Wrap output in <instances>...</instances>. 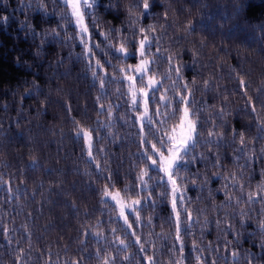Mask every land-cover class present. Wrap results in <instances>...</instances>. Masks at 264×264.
Masks as SVG:
<instances>
[{"label":"clouds","instance_id":"obj_1","mask_svg":"<svg viewBox=\"0 0 264 264\" xmlns=\"http://www.w3.org/2000/svg\"><path fill=\"white\" fill-rule=\"evenodd\" d=\"M0 5L7 9L0 11V149L42 135L50 111L62 104L71 113L70 101L80 96L81 87L86 91L104 78L102 72L93 75L98 70L89 62L88 19L117 49L128 38L121 37L114 21L138 34H156L158 40L165 33L169 39L175 36L181 47L171 52L173 62L184 46L193 63L200 62L198 57L213 42L235 53L241 68H231L232 83L243 80L248 91L238 98L221 95L223 106L192 105L202 125L196 152L205 160L196 175H181L208 188L206 199L211 200L210 206L199 201L193 213L200 219L194 255L203 259L192 264H264V0H82L80 17L65 0H16L14 9L9 0H0ZM96 49L105 51L101 45ZM92 57L96 59L94 50ZM202 86L209 87L208 79ZM80 125L75 118L64 124L62 118L47 128H59L64 135L76 133ZM213 137L217 143H209ZM209 154L216 158L215 166ZM225 155L232 163L221 168ZM257 172L259 180L254 179ZM213 178L222 181L215 190L209 187ZM215 192L224 199L217 201ZM213 229L210 240L206 232Z\"/></svg>","mask_w":264,"mask_h":264},{"label":"trees","instance_id":"obj_2","mask_svg":"<svg viewBox=\"0 0 264 264\" xmlns=\"http://www.w3.org/2000/svg\"><path fill=\"white\" fill-rule=\"evenodd\" d=\"M9 2L14 9L16 0ZM0 11L6 12L7 9L0 5ZM86 22L91 39L99 43L105 51H109L107 41L100 35V29L92 25L90 19ZM144 23L147 21L145 20ZM113 27L122 29L121 37L128 38L125 46L130 52L135 51L134 45L142 38L138 30L121 25L119 21H114ZM116 35L114 32L113 36ZM152 37L154 43L148 51L156 54L153 65L155 71L162 76L168 71L170 64L180 68L179 75L174 71L170 73L171 79L165 80V87L171 86L173 81L177 85L188 82L192 87L198 108L212 106L218 102L223 106L221 95L238 98L248 91L247 83L243 85L232 83V76L235 73H231V68L239 72L240 60L235 53H226L223 44L213 42L200 54L199 63H193L192 53L187 46H184L176 56L175 62H170L168 57L171 52L181 47L175 42V36L169 39V33H165L159 40L156 34ZM157 46L160 48L159 52H156ZM77 50L79 51V46ZM93 50L96 52V59L102 63L109 58L99 49ZM109 56L112 57V64H117L118 60L111 52ZM136 62L137 60L131 58L126 61L133 64ZM105 68L109 73L114 71L108 63H105ZM194 79L198 81L196 85L191 84ZM205 79L209 81L208 88L202 86V81ZM119 86L121 85L106 84V100H102L105 103L118 105L114 110V117L110 120L111 127L101 126L109 122V118L97 103L96 97L101 95L97 83L86 91L81 87L80 96L70 101L71 113L62 104L50 111L44 117L45 130L42 135L32 141L21 140L14 144L10 142L7 148L0 149L4 152V157L0 158V175L4 181L11 182L12 188L11 192L7 190V184L0 188V264H73V261L77 260L81 264H102L101 257L109 253L116 258L112 264H135V261L122 259L123 255L131 253H136L137 260L140 264H144L143 254L138 252L134 244L128 249V253L116 251L118 245L111 243L115 235L112 229H118L117 234L124 238L123 221L117 218L112 202L102 200L101 197V190L106 183L110 188L114 185L124 195L125 185L135 184L137 169L134 166L139 163L136 139L138 130L120 119L121 116L130 119L131 113L127 111L123 98L117 100L115 89ZM26 103L30 102L26 101ZM32 111L34 113L35 110ZM201 116L203 118L204 114L201 113ZM62 118L64 124H69L71 119L75 118L81 125L93 130L94 155L100 160L102 167L104 160L107 159L111 182L105 178L109 173L101 174L89 160L86 151L82 150V141L75 133L66 131L61 135L59 128L54 131L48 130V125L60 124ZM234 125L238 129L241 127L239 121H234ZM113 136L116 137L115 140ZM33 155L35 160L30 158ZM231 163V157L225 155L221 160V168ZM202 167L203 165L198 161L192 167L189 176ZM254 179H260L258 172ZM221 183L219 178H213L209 187L215 190L221 186ZM187 194L192 198L191 205L194 206V212L201 206L199 201L204 205L211 204V200L206 199L208 188H198L189 184ZM127 195L135 198L131 188ZM214 195L217 201L224 199L221 192H215ZM167 214L168 209L163 204L155 213L151 210L140 213L141 218L145 215L154 216L156 225L162 224L160 217ZM129 221L133 222L142 239L147 241L149 239L147 225L135 224L132 216H129ZM165 228L167 229V225ZM97 231L104 233L102 239L92 234ZM160 231L159 226L154 228V232ZM193 231L198 234L199 226H195ZM85 232L89 235H83ZM206 236L210 240L214 239V229L206 232ZM152 240L157 241L155 255L158 261L168 264L171 257L169 252L171 241L158 240L155 235ZM98 248L102 249L99 256L96 254ZM190 250L189 244L186 254ZM148 253L153 254L150 246Z\"/></svg>","mask_w":264,"mask_h":264},{"label":"snow or ice","instance_id":"obj_3","mask_svg":"<svg viewBox=\"0 0 264 264\" xmlns=\"http://www.w3.org/2000/svg\"><path fill=\"white\" fill-rule=\"evenodd\" d=\"M65 5L71 8L75 16L82 15V0H65ZM85 31L88 37L89 62L95 63L98 70L93 75L96 76L102 72L104 77L98 81L101 95H98L96 100L100 109L105 111L109 122H105L101 126L111 127L110 120L114 117L115 108L118 107L116 104L102 102V100H106V84H118L121 86L115 89L117 100L123 98L127 105V111L131 113L130 119L125 116H121L120 119L138 130L136 139L139 163L134 166L137 169L134 177L135 184L125 185L124 195L114 185L110 188L107 183L101 190L102 200L111 201L117 218L123 221L122 231L125 233V237L121 238L117 234L118 229L113 228L112 232L115 235L111 243L118 245L117 252L124 253H128V249L134 244L137 246L138 252L143 254L144 264H164L163 261H158L155 255L157 241L152 240L155 235L158 240L171 241L169 248L171 257L168 264H192L194 259L202 260L203 258L194 255V250L198 252L199 248L195 239L197 234L193 229L195 226H199L200 219L198 216H194V209L191 205L192 198L187 193L189 184L198 188L203 186L196 185L188 175H181V173H189L198 161L205 160L203 155L196 152V146L200 143L197 128L202 125L196 119L197 112L192 107L196 103L192 87L188 82L177 85L175 81L171 86L165 87V80L171 79L170 73L174 71L179 75L180 68L170 64L168 71L162 76L155 71L153 65L156 54L148 51L152 48L154 40L146 31H140L139 34L142 38L134 45L135 51L132 52L125 46L123 40L119 41L118 49L107 42L109 51H104V55L109 58L105 63L110 64L114 69L111 73L105 68V63L99 59H93L92 50L100 44H93L87 27H85ZM159 51L160 48L157 46L156 52ZM109 52L119 61V64H112ZM130 58L137 62L126 63ZM168 59L170 62L172 61L171 56ZM138 80L139 86H137ZM191 84L194 85L195 81H192ZM243 84L244 81L241 80V85ZM164 125H168V127H163ZM75 135L82 141V150L86 151L87 157L95 168L99 169L101 174L109 173L105 178L111 182L107 159L104 160L102 167L100 160L94 155L93 130L80 125ZM115 138L113 136L114 140ZM217 142L218 138L215 137L209 141V143ZM100 151L103 150L100 149ZM211 158L215 166L216 158L214 156ZM220 167H222L221 163ZM196 174L197 172L192 173V175ZM6 184L8 185L7 190L11 192V182L4 181L0 175V188ZM129 188L135 193V198L127 195ZM161 204L168 209V214L160 217V220L163 221L162 224H154L152 215H145L141 218V212L151 210L155 213ZM129 216L134 218L135 224L147 225L149 238L147 241H144L138 234L133 222L129 221ZM165 225H167V229ZM157 226L160 227V232H154V228ZM92 234L100 239L104 237V233L101 231ZM83 235L87 236L89 233L85 232ZM9 240H11L10 237ZM189 244L191 250L186 254ZM149 246L153 249V254L148 253ZM101 251L102 249H96L97 256ZM101 259L102 264H112L116 258L109 253ZM122 259L140 264L136 253L125 254ZM73 264H81V262L77 260L73 261Z\"/></svg>","mask_w":264,"mask_h":264},{"label":"rangeland","instance_id":"obj_4","mask_svg":"<svg viewBox=\"0 0 264 264\" xmlns=\"http://www.w3.org/2000/svg\"><path fill=\"white\" fill-rule=\"evenodd\" d=\"M87 23V22H86ZM89 33H90V31H89ZM137 86H139V80L137 81Z\"/></svg>","mask_w":264,"mask_h":264}]
</instances>
